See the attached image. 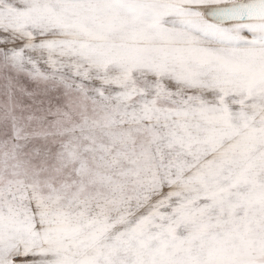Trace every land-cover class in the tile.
I'll return each instance as SVG.
<instances>
[{"label": "snow or ice", "instance_id": "6c2138e0", "mask_svg": "<svg viewBox=\"0 0 264 264\" xmlns=\"http://www.w3.org/2000/svg\"><path fill=\"white\" fill-rule=\"evenodd\" d=\"M0 264H264V0H0Z\"/></svg>", "mask_w": 264, "mask_h": 264}]
</instances>
